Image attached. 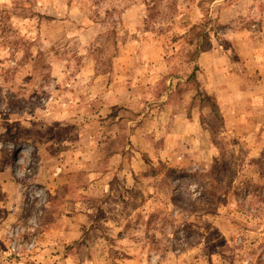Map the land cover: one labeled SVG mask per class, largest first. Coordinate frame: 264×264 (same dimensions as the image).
I'll use <instances>...</instances> for the list:
<instances>
[{
	"label": "rangeland",
	"instance_id": "1",
	"mask_svg": "<svg viewBox=\"0 0 264 264\" xmlns=\"http://www.w3.org/2000/svg\"><path fill=\"white\" fill-rule=\"evenodd\" d=\"M261 81L264 0H0V264H264Z\"/></svg>",
	"mask_w": 264,
	"mask_h": 264
},
{
	"label": "crops",
	"instance_id": "2",
	"mask_svg": "<svg viewBox=\"0 0 264 264\" xmlns=\"http://www.w3.org/2000/svg\"><path fill=\"white\" fill-rule=\"evenodd\" d=\"M258 88L260 89L255 88L251 91L250 104L252 106L243 108L237 106L234 110L236 115H239V118H243V120L247 119L249 121L248 124L252 125V128H260L259 130L261 131L264 128V84L262 81ZM259 119L261 120L260 122Z\"/></svg>",
	"mask_w": 264,
	"mask_h": 264
}]
</instances>
